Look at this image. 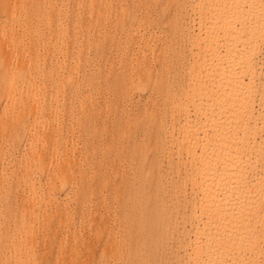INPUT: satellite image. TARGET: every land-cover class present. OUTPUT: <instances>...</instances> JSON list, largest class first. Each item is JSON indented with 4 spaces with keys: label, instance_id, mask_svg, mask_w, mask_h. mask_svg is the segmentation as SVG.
I'll use <instances>...</instances> for the list:
<instances>
[{
    "label": "bare ground",
    "instance_id": "1",
    "mask_svg": "<svg viewBox=\"0 0 264 264\" xmlns=\"http://www.w3.org/2000/svg\"><path fill=\"white\" fill-rule=\"evenodd\" d=\"M0 264H264V0H0Z\"/></svg>",
    "mask_w": 264,
    "mask_h": 264
}]
</instances>
